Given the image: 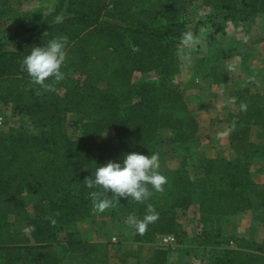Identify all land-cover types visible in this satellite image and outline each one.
Wrapping results in <instances>:
<instances>
[{
  "label": "trees",
  "instance_id": "16d2710c",
  "mask_svg": "<svg viewBox=\"0 0 264 264\" xmlns=\"http://www.w3.org/2000/svg\"><path fill=\"white\" fill-rule=\"evenodd\" d=\"M8 3L0 0V7ZM191 6L192 0H49L39 15L18 24L12 40L0 38V111L25 114L36 128L0 131V264H110L109 242L67 227L87 216L93 203L89 193L98 189L86 187L84 179L96 165L129 152L158 153L161 129L173 133V149L194 148L196 121L182 94L170 84L179 71L175 52L187 34L185 11ZM216 6V15L224 10L218 17L240 23L264 11V0H219ZM165 15L172 19L169 26L152 25L154 18ZM61 37L66 52L63 79L50 76L47 87L35 83L22 68V58L33 47ZM137 72H155L156 77L134 84ZM245 100L241 105L246 107H238L239 117L246 126L264 129V105ZM174 110L182 115L175 116ZM69 114L81 116L76 137L66 127ZM109 130L113 138L102 139ZM250 148L249 161L195 154L196 161L188 165L197 164L199 180L180 166L163 186L164 193L173 196L172 212L187 209L197 197L201 231L193 239L199 244L216 238L219 217L251 210L255 201L260 206L255 218L264 226V185L253 180L257 172H264V145ZM159 192L152 191L141 202L128 198L134 220L143 218L149 204L159 213L143 234L133 228L137 243L155 244L157 234L181 239L176 215L159 207ZM23 194L39 197L33 215ZM106 195L114 206L115 198ZM221 243L218 249L201 248L203 264H264V243L233 239ZM169 252L170 248L156 245L149 264H170Z\"/></svg>",
  "mask_w": 264,
  "mask_h": 264
},
{
  "label": "crops",
  "instance_id": "0c3cea01",
  "mask_svg": "<svg viewBox=\"0 0 264 264\" xmlns=\"http://www.w3.org/2000/svg\"><path fill=\"white\" fill-rule=\"evenodd\" d=\"M208 7L216 12L219 10L216 5ZM216 18L217 15L207 21L191 23V30L187 26V34L175 52L179 71L173 76V81H176L174 85L196 121V136L204 140L210 157L247 161L252 157L250 145H264V129L258 125L246 126L237 112L242 98L248 100L245 102L264 99V11L240 23L226 21L221 25L212 21ZM160 141L157 147L163 164L158 171L169 181L177 168L168 163L172 141L164 138ZM247 156V160L242 159ZM253 180L259 186L264 185V172H257ZM177 211L182 227H187L191 214L199 217L197 203ZM259 211V202L255 201L251 210L219 217L216 238L203 244L192 238L195 235L192 231L189 240L170 248L168 263L176 264L172 258L180 248H185V252L193 247L218 249L224 239L263 244L264 226L255 218ZM155 247L156 244L120 240L117 244H109V263L149 264Z\"/></svg>",
  "mask_w": 264,
  "mask_h": 264
},
{
  "label": "rangeland",
  "instance_id": "374dc122",
  "mask_svg": "<svg viewBox=\"0 0 264 264\" xmlns=\"http://www.w3.org/2000/svg\"><path fill=\"white\" fill-rule=\"evenodd\" d=\"M49 0H9V3L6 7L1 8L0 7V38L3 41L12 40L15 36V32L18 28V24L24 20L29 18L31 15H39L41 12V6L46 4ZM240 0H237L239 2ZM205 2L212 6L219 3V0H205ZM192 8H190L192 11H195V13L198 16V21H207L208 15L207 13H204L200 7H198V1L192 0ZM211 18V16L209 17ZM178 17H176V20ZM172 21L170 16H157L152 21V25L165 28L169 26L170 22ZM214 22H217L219 24H224V22H233V20L228 17H218L216 20H212ZM190 30L192 29V26H188ZM156 77L155 72H150L148 74H140L135 73L132 78V83L136 84L140 81L142 78H154ZM172 85L175 84L173 81V78H171ZM259 101V100H258ZM260 104L264 105V99L259 101ZM175 116H181V112L179 110L172 111ZM5 123L0 127L1 132H6L9 127H15V128H25L28 130H35L36 128L30 121V119L25 114H16L12 112L11 110H5ZM81 120V116L78 114H69L66 118V127L68 128V132L72 134L74 137L77 136V130L78 124ZM38 131V130H37ZM114 132L113 130H109L105 132L102 135V139H109L113 138ZM160 139L164 138L166 140L173 138V133L166 130L161 129L159 131ZM194 148L192 147L191 150H184V148L180 147L179 145H176V147L173 149L171 147V156L168 161L173 166L180 167L184 166L190 177L192 179L199 180L200 177V170L197 167V164H193L190 166L188 165L189 162H195L196 155L199 157H210V153L208 151V147L204 140H202L199 136L196 137ZM193 154V157L190 158V154ZM196 154V155H195ZM249 157H243V160H247ZM252 158V157H251ZM248 159L247 161L251 160ZM160 165L163 164V160L159 159ZM22 200L25 202L28 212L33 215V206L38 203L39 197L34 194H23ZM159 207L163 210L165 214L171 213L176 217V222L179 223V220H181L179 211H173L169 210V206L172 203L173 196L167 195L164 193V191L159 192ZM129 199L127 197H118V202L115 199V205L105 209L102 212H99L94 209L93 203L89 204V211L87 213V216L82 219L74 222L70 226L67 227V229L78 231L82 234L87 235V238L97 240H105L109 242L110 244H117L120 242V240H133V223L131 221H134L135 210H128L127 203ZM192 203H197L198 200L195 196L193 198ZM125 209L124 211H122ZM112 210L114 211V216L111 215ZM129 213V214H128ZM196 219L191 214V219L189 220V224L187 227L185 225L182 227L180 225L179 228H177L178 232L181 233V239L178 241L177 245L183 244L186 240H189V237L191 238V235H189L192 231H194L195 235L192 238H197L199 235H197L200 231L197 229L196 225ZM183 220V219H182ZM175 223V221H174ZM181 224V223H179ZM179 226V225H178ZM64 234L60 235V240L63 238ZM116 238V242L113 243L112 238ZM174 249V248H173ZM185 248H180V250L174 255L172 258L173 263L176 264H198L204 263V250L198 249L196 247L191 248L190 251L185 252ZM214 254V253H213ZM217 253H215V256ZM180 256V257H179ZM214 256V255H213Z\"/></svg>",
  "mask_w": 264,
  "mask_h": 264
},
{
  "label": "clouds",
  "instance_id": "9594fccd",
  "mask_svg": "<svg viewBox=\"0 0 264 264\" xmlns=\"http://www.w3.org/2000/svg\"><path fill=\"white\" fill-rule=\"evenodd\" d=\"M65 56V38H54L44 46L33 47L29 54L22 58L21 66L35 83L47 87L46 78L51 76L56 81L63 79L61 65ZM245 107L246 105H241V109ZM159 167V155L155 152L148 155L129 152L116 161L96 165L91 175L84 179L86 187L98 189L89 193L94 209L102 212L112 206L113 201L108 198L107 193H111L117 202L118 197H131L141 202L146 201L152 191H163L167 177L158 171ZM158 217L159 213L149 204L143 218L131 222L135 231L143 234L148 225Z\"/></svg>",
  "mask_w": 264,
  "mask_h": 264
},
{
  "label": "built area",
  "instance_id": "2783aa9c",
  "mask_svg": "<svg viewBox=\"0 0 264 264\" xmlns=\"http://www.w3.org/2000/svg\"><path fill=\"white\" fill-rule=\"evenodd\" d=\"M198 7L201 8V10L204 13H207V15L214 16L216 13L214 12L213 8H210L208 6H205L202 4L201 0H198ZM224 14V10L219 11L217 15L222 16ZM185 19L187 20V26H189L191 23H197L198 22V16L195 13V11H192L191 9H187L185 11ZM5 110L0 111V127L5 123ZM196 225L198 231H201V224L198 222V218L196 219ZM113 243L116 242V238H112ZM177 238L174 234H157L155 237V244L160 247L165 248H175L177 246ZM229 247L234 248L235 243L233 241H229L228 243Z\"/></svg>",
  "mask_w": 264,
  "mask_h": 264
}]
</instances>
